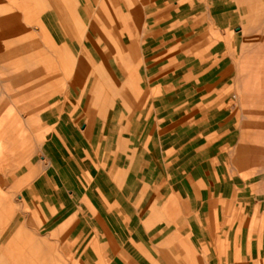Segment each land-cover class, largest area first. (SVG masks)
I'll return each mask as SVG.
<instances>
[{
    "label": "crops",
    "instance_id": "1",
    "mask_svg": "<svg viewBox=\"0 0 264 264\" xmlns=\"http://www.w3.org/2000/svg\"><path fill=\"white\" fill-rule=\"evenodd\" d=\"M202 1L0 0V238L21 104L51 66L43 37L69 80L39 105V151L19 168L36 230L80 264H264V173L248 170L261 154L246 177L232 162L234 34L219 38L218 0ZM8 246L0 264H52Z\"/></svg>",
    "mask_w": 264,
    "mask_h": 264
},
{
    "label": "rangeland",
    "instance_id": "2",
    "mask_svg": "<svg viewBox=\"0 0 264 264\" xmlns=\"http://www.w3.org/2000/svg\"><path fill=\"white\" fill-rule=\"evenodd\" d=\"M212 0H203L200 5L205 8L206 3ZM215 1V0H213ZM220 14V36L226 37L227 32L234 34L233 59L229 66L228 94L229 103L234 107L238 144L235 147L232 162L246 177V154L260 153L259 160L251 162L249 171L264 173V0H218ZM32 31L37 32L35 24H27ZM224 33L225 36H222ZM37 50L43 53L42 65H51L47 69V78L42 88L34 95L28 96L22 102L19 113L21 118V132L23 140L18 153L22 154L19 160L10 165L4 172L6 197L15 213L8 227L0 238V245L6 246L9 258L14 260L15 253L26 252L25 263L52 261V264H80L70 251L68 242L56 233H48L46 229L36 230L37 224L28 218L27 209L19 210L18 194L22 181L19 170L22 163L29 159H36L38 142L42 137V128L36 119V111L42 102L49 97L52 89H66L68 73L62 64L55 61L56 50H52L45 43L43 37H38ZM60 52V51H59ZM54 62V64H50ZM48 65V66H49ZM70 67V66H69ZM54 84V85H52ZM51 96V95H50ZM15 109V107L11 104ZM16 112V111H15ZM0 113V118H1ZM259 140V142H258Z\"/></svg>",
    "mask_w": 264,
    "mask_h": 264
},
{
    "label": "bare ground",
    "instance_id": "3",
    "mask_svg": "<svg viewBox=\"0 0 264 264\" xmlns=\"http://www.w3.org/2000/svg\"><path fill=\"white\" fill-rule=\"evenodd\" d=\"M18 34V33H17ZM8 37V36H7Z\"/></svg>",
    "mask_w": 264,
    "mask_h": 264
}]
</instances>
